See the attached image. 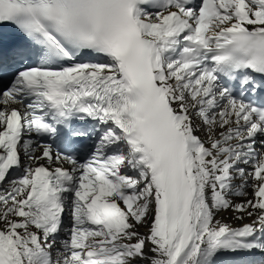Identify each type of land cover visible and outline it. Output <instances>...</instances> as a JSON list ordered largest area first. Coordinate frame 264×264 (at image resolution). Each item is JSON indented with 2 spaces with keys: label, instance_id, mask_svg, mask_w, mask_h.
Returning <instances> with one entry per match:
<instances>
[{
  "label": "snow or ice",
  "instance_id": "6c2138e0",
  "mask_svg": "<svg viewBox=\"0 0 264 264\" xmlns=\"http://www.w3.org/2000/svg\"><path fill=\"white\" fill-rule=\"evenodd\" d=\"M0 264H264V0H0Z\"/></svg>",
  "mask_w": 264,
  "mask_h": 264
}]
</instances>
